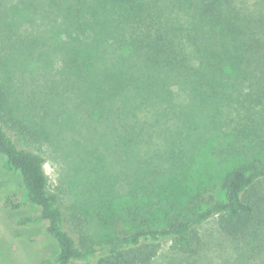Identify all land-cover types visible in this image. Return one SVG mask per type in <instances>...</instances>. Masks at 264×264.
<instances>
[{"label": "trees", "instance_id": "16d2710c", "mask_svg": "<svg viewBox=\"0 0 264 264\" xmlns=\"http://www.w3.org/2000/svg\"><path fill=\"white\" fill-rule=\"evenodd\" d=\"M39 11V40L24 43L15 22L0 53V155L36 210L18 226H40L55 245L27 264H155L167 243L192 260L211 220L236 251L233 264H264V0H43ZM40 71L42 91L32 92L25 85ZM52 124L76 128L85 147L100 129L105 144L129 155L117 153L128 195L188 184L197 165L199 175L203 166L212 180L220 175L221 196L194 190L182 197L184 215L152 207L150 221L140 216L95 240L50 188L45 153L34 146Z\"/></svg>", "mask_w": 264, "mask_h": 264}, {"label": "rangeland", "instance_id": "374dc122", "mask_svg": "<svg viewBox=\"0 0 264 264\" xmlns=\"http://www.w3.org/2000/svg\"><path fill=\"white\" fill-rule=\"evenodd\" d=\"M42 1L0 0L1 54L5 52L2 41L7 35H5L6 30H9L11 25H15V22L21 24L18 32L22 34V41L26 44L31 42V37L38 41L44 34L42 23H46L42 21L39 11ZM26 4L32 7L29 11L31 16L20 21L16 18L18 11ZM44 76L40 71L34 79V86L26 84L25 87L33 89L32 92L37 91L35 86L41 90L39 86L42 85ZM25 78L30 80L26 76ZM48 92L46 91V94L49 96ZM8 102L9 104L14 102L12 96L8 97ZM23 111L25 112L24 105ZM98 130L95 133L89 132V137L95 143L87 144L88 146L85 147L84 140L79 139L81 137L77 134L76 128L69 133L52 124V135H49L42 144L34 145L41 147L45 153V171L50 188L61 195L64 206L75 216L76 224L82 229L83 234L92 236L95 240H105L114 236L117 230L125 229L133 223L138 224V221L134 220L140 219V216L150 221L152 207L157 211V215L179 217L184 215L183 209L186 206V200L182 197L185 194L191 195L194 190L195 194H199V198H207L209 195L221 196L220 185L215 184L219 183L220 175H217L216 181L212 180L211 174L206 173L205 166L202 167L203 172L199 175L197 165L194 169L188 170L193 173L191 180L188 178V184H182V181L176 185L168 183L169 187L165 185L164 188V185L163 187L160 185L163 183L158 182L159 186L154 189L151 197L144 194L137 197L128 195L121 181L122 177L127 175L121 162H126V159L131 157L124 155V152L113 143L105 144L104 139L99 136L101 130ZM117 153L121 155L122 161ZM160 165L167 167L162 163ZM121 171L124 172L122 175ZM207 178L209 185L205 186L203 184ZM0 181L4 182L0 191V264H27L54 252L55 245L42 233L40 226H18L21 217L34 215L36 210L26 203L19 174L1 155ZM19 204L25 206L14 208ZM167 204H170V207L164 206ZM143 223L142 220L139 221V224ZM200 232L203 247L199 257L192 260L181 258L170 251L167 243L162 245L155 264H233L231 255L236 251L231 247L230 242L219 234L215 220L204 224Z\"/></svg>", "mask_w": 264, "mask_h": 264}]
</instances>
